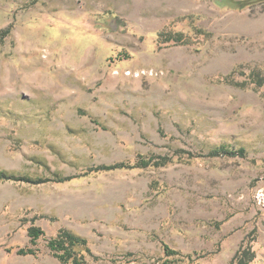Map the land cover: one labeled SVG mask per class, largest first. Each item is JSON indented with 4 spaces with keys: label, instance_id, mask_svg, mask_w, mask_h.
Instances as JSON below:
<instances>
[{
    "label": "rangeland",
    "instance_id": "obj_1",
    "mask_svg": "<svg viewBox=\"0 0 264 264\" xmlns=\"http://www.w3.org/2000/svg\"><path fill=\"white\" fill-rule=\"evenodd\" d=\"M254 68L264 0H0V170L42 179L0 180V264H63L47 247L60 228L88 240L89 264H162L163 244L174 264H230L246 246L264 264ZM140 155L168 161L94 170Z\"/></svg>",
    "mask_w": 264,
    "mask_h": 264
},
{
    "label": "trees",
    "instance_id": "obj_2",
    "mask_svg": "<svg viewBox=\"0 0 264 264\" xmlns=\"http://www.w3.org/2000/svg\"><path fill=\"white\" fill-rule=\"evenodd\" d=\"M257 1L258 0H228L229 4L235 8H243L248 5H253ZM198 32L201 34H205L206 36H208L209 34L208 32L202 29H198ZM166 34H167V39L174 40L175 42H186L185 40H183V35L180 32H175V33L168 32ZM248 82L250 84H253L255 87L264 86V75L259 69L254 68L248 73ZM233 152H238L239 154L244 155L245 148L239 147L238 150L234 149L233 151L231 148H229L226 145H219L216 146L213 150L214 154H220V153L232 154ZM167 161H168L167 158H162L161 161L158 162L154 161L153 163L152 158H146L140 155L136 158V160L133 163L126 161H119L111 164H101L94 167V170L108 171V170H114L125 167H146L150 164L162 165L165 164ZM2 179H15V180L19 179V180H27L31 182H39L42 180V179L32 180L27 176L16 175L13 173H9L6 170H0V180ZM67 179H69V177L58 176L56 178L57 181H63ZM28 235L30 237V243L32 245H35L37 239L40 236H44L45 232L40 227L32 225L28 228ZM47 247L51 250L54 256H56L63 264H68V263L89 264L87 259L85 258L86 253L92 255L93 258H96L89 248L88 240L85 237L67 228H60L55 236L48 239ZM163 247H164V253L167 257L162 261V264H174L175 260L170 259L169 257L180 254V251L169 247L167 244H163ZM6 250L9 252L11 251V248H6ZM35 251L36 250L31 247H20L17 250V253L35 254ZM186 257L190 261H192V254L186 255ZM254 258H255V253L254 250H252V247L250 246L240 247L234 254L230 264H249Z\"/></svg>",
    "mask_w": 264,
    "mask_h": 264
}]
</instances>
